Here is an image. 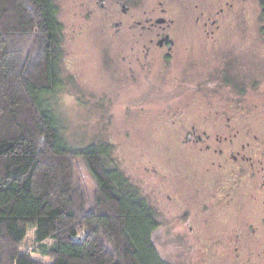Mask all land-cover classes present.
<instances>
[{
	"label": "flooded vegetation",
	"instance_id": "af4514ba",
	"mask_svg": "<svg viewBox=\"0 0 264 264\" xmlns=\"http://www.w3.org/2000/svg\"><path fill=\"white\" fill-rule=\"evenodd\" d=\"M51 2L57 89L68 78L61 68L79 62L67 44L96 31L95 64L120 87L129 83L127 107L150 115L147 106L164 103L157 118H147L161 132V151L148 150L137 166L151 195L135 186L154 212L155 231L164 227L167 263L264 264V146L245 118L237 121L247 113L234 107L230 66L222 60L204 78L179 71L194 47L215 45L232 26L234 0H69L66 25ZM223 90L226 98L216 102Z\"/></svg>",
	"mask_w": 264,
	"mask_h": 264
},
{
	"label": "trees",
	"instance_id": "16d2710c",
	"mask_svg": "<svg viewBox=\"0 0 264 264\" xmlns=\"http://www.w3.org/2000/svg\"><path fill=\"white\" fill-rule=\"evenodd\" d=\"M264 5V0H261ZM51 0H0V264H168L147 200L106 150H73L48 106L59 31ZM81 158L92 193L76 179ZM31 250L21 252L27 228Z\"/></svg>",
	"mask_w": 264,
	"mask_h": 264
},
{
	"label": "rangeland",
	"instance_id": "374dc122",
	"mask_svg": "<svg viewBox=\"0 0 264 264\" xmlns=\"http://www.w3.org/2000/svg\"><path fill=\"white\" fill-rule=\"evenodd\" d=\"M68 1L56 0L60 20L65 25ZM64 43L66 45L65 40ZM66 47L75 50L79 62L75 67L61 68L62 76L68 78L48 102L63 129L65 140L75 151L88 146L105 149L108 158L132 185L138 184L140 190L150 196L147 186L137 177V166L146 163L144 154L148 150L157 153L160 148L157 145L162 144L161 132H157L147 118H157L164 103L147 106L152 107L150 115L127 107L134 98L129 83L122 82L124 86L120 87L121 83L115 81L109 71L102 69L100 63L95 64V54L102 49L96 31H81ZM183 60V67L179 69L182 75L202 78L212 76L211 71L216 66L217 70L222 60H226L230 66L227 70H231L234 107L244 108L241 111L247 113L238 116L237 121L241 124L245 118L252 138L255 136L256 141L264 146V5L261 0H234L232 26L221 31L215 45L208 47L201 43ZM223 91L222 96H215L218 97V100L214 98L216 102L226 98L227 91ZM201 102L208 103L206 99ZM75 162L77 181L92 193L94 184L82 159ZM33 240L34 227L29 226L21 243V252L31 250ZM152 240L160 258L171 261L164 227L154 232ZM31 258L51 263L49 258H42L32 250Z\"/></svg>",
	"mask_w": 264,
	"mask_h": 264
}]
</instances>
